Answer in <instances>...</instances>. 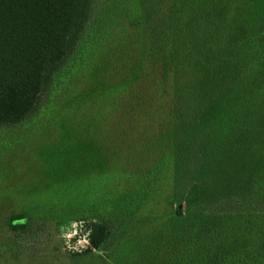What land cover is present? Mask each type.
I'll list each match as a JSON object with an SVG mask.
<instances>
[{"label": "trees", "instance_id": "1", "mask_svg": "<svg viewBox=\"0 0 264 264\" xmlns=\"http://www.w3.org/2000/svg\"><path fill=\"white\" fill-rule=\"evenodd\" d=\"M125 1L0 0V126L33 114L96 13L121 9ZM139 6L149 65L128 131L181 137L253 59L264 58V0H140ZM233 115L220 124L214 154L175 160L167 195L172 209L161 229L168 233L157 234L176 256L171 264H264V61L238 95ZM226 202L233 210H224ZM6 218L15 236L32 228L24 211ZM108 220L84 219L87 243L65 258L84 259L105 247ZM47 250L34 260L48 264Z\"/></svg>", "mask_w": 264, "mask_h": 264}, {"label": "rangeland", "instance_id": "2", "mask_svg": "<svg viewBox=\"0 0 264 264\" xmlns=\"http://www.w3.org/2000/svg\"><path fill=\"white\" fill-rule=\"evenodd\" d=\"M139 2L96 13L39 108L17 125L0 126V252L11 254L0 253V264H40L33 257L43 248H49L48 264L175 261L157 237L168 233L161 229L172 209L167 195L175 160L191 163L215 153L221 122L234 118L238 95L264 58L253 59L239 80L203 107L184 136L129 132L149 65ZM13 210L28 215V234L6 230ZM89 218L112 221L109 242L91 257L69 261L64 255L87 243L80 227Z\"/></svg>", "mask_w": 264, "mask_h": 264}]
</instances>
